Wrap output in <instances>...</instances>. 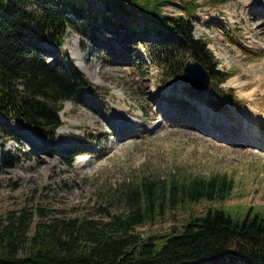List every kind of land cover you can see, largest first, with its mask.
I'll list each match as a JSON object with an SVG mask.
<instances>
[{
  "label": "rangeland",
  "instance_id": "374dc122",
  "mask_svg": "<svg viewBox=\"0 0 264 264\" xmlns=\"http://www.w3.org/2000/svg\"><path fill=\"white\" fill-rule=\"evenodd\" d=\"M174 2L163 4V14L186 18L193 8L194 36L206 39L218 69L232 74L222 88L234 100L225 99L219 110L188 96L183 78H167L141 44V57L134 49L130 55L135 63H115L97 49H82L79 35L69 30L53 50L100 94L91 106L62 105L54 141L13 125L21 139L0 147V219L39 208L55 218L107 222L108 213L124 215L123 193L144 180L179 184L221 175L233 182L224 202L173 209L135 232L147 238L180 230L190 215L219 205L239 220L248 207L264 212V0ZM124 36L111 44L120 48ZM75 145L77 156L68 165L58 151Z\"/></svg>",
  "mask_w": 264,
  "mask_h": 264
},
{
  "label": "trees",
  "instance_id": "16d2710c",
  "mask_svg": "<svg viewBox=\"0 0 264 264\" xmlns=\"http://www.w3.org/2000/svg\"><path fill=\"white\" fill-rule=\"evenodd\" d=\"M165 3L175 2L0 0V147L21 139L14 124L41 140L54 141L62 125V105L91 106L100 94L67 57L53 50L61 48L69 30L79 35L82 49H97L115 63H135L130 55L134 49L140 58L141 44L148 61L167 78L180 80L186 62L200 63L209 74V86L201 91L187 83L186 94L224 109L225 99L234 100L222 88L232 74L218 69L206 39L195 38L193 8L185 10L186 18L165 16ZM114 11L129 21L115 19ZM123 33L125 42L116 48L111 40ZM76 148L58 151L68 165L77 156ZM232 190V180L224 175L179 184L172 179L144 180L123 193L124 215L108 213L107 222L55 218L39 208L24 209L0 219V264H264V212L251 207L241 211V220L219 205L190 215L180 230L147 238L135 232V227L173 209L224 202ZM36 214L39 219L34 222Z\"/></svg>",
  "mask_w": 264,
  "mask_h": 264
},
{
  "label": "water",
  "instance_id": "95a60500",
  "mask_svg": "<svg viewBox=\"0 0 264 264\" xmlns=\"http://www.w3.org/2000/svg\"><path fill=\"white\" fill-rule=\"evenodd\" d=\"M183 80L201 91H205L210 77L204 67L196 61H188L183 67Z\"/></svg>",
  "mask_w": 264,
  "mask_h": 264
},
{
  "label": "bare ground",
  "instance_id": "6f19581e",
  "mask_svg": "<svg viewBox=\"0 0 264 264\" xmlns=\"http://www.w3.org/2000/svg\"><path fill=\"white\" fill-rule=\"evenodd\" d=\"M210 111H211V110H210ZM208 113H210V112H208ZM205 115H208V114H205ZM22 128L25 129V130L28 131V132H31L30 129L28 130V129L24 128V127H22Z\"/></svg>",
  "mask_w": 264,
  "mask_h": 264
}]
</instances>
